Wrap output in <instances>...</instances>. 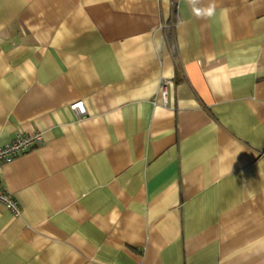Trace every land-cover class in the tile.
Segmentation results:
<instances>
[{
  "label": "crops",
  "instance_id": "crops-1",
  "mask_svg": "<svg viewBox=\"0 0 264 264\" xmlns=\"http://www.w3.org/2000/svg\"><path fill=\"white\" fill-rule=\"evenodd\" d=\"M209 4L0 0V264H264V0Z\"/></svg>",
  "mask_w": 264,
  "mask_h": 264
},
{
  "label": "built area",
  "instance_id": "built-area-1",
  "mask_svg": "<svg viewBox=\"0 0 264 264\" xmlns=\"http://www.w3.org/2000/svg\"><path fill=\"white\" fill-rule=\"evenodd\" d=\"M168 79H161L160 87L162 96L166 95V87L171 85ZM70 108L75 111L78 116L85 114V109L82 102H76L70 105ZM43 141L41 132L35 131L32 133L16 134L15 138L8 144L0 147V166L10 163L18 154L26 152L38 147ZM0 202L14 215L19 216L21 213L20 206L12 198L11 194L0 188Z\"/></svg>",
  "mask_w": 264,
  "mask_h": 264
},
{
  "label": "clouds",
  "instance_id": "clouds-1",
  "mask_svg": "<svg viewBox=\"0 0 264 264\" xmlns=\"http://www.w3.org/2000/svg\"><path fill=\"white\" fill-rule=\"evenodd\" d=\"M199 2L200 0H188V3L192 7L194 14L198 18H210L215 14V4H209L207 7L204 8L196 7Z\"/></svg>",
  "mask_w": 264,
  "mask_h": 264
}]
</instances>
